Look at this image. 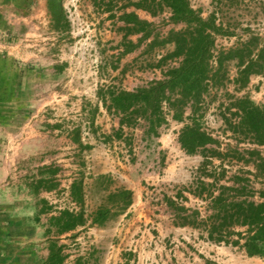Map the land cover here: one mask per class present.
<instances>
[{
	"label": "rangeland",
	"instance_id": "obj_1",
	"mask_svg": "<svg viewBox=\"0 0 264 264\" xmlns=\"http://www.w3.org/2000/svg\"><path fill=\"white\" fill-rule=\"evenodd\" d=\"M186 1L202 19L212 21V27L207 31L213 40L214 57L211 64L215 69L218 66V52L223 48L234 47L245 40L250 31L264 36V0ZM27 2L0 0V59L28 58L27 46L10 47L17 42L26 45L28 41L26 22L22 19L31 10ZM138 2L140 0H51L49 7L54 16V32L45 35L47 41L51 40L54 44L51 47L52 58L67 63L69 82L62 93L63 98L53 99L48 106L45 112L46 118L51 120L47 124V129H50L48 139L37 138L35 161L30 159V166L34 163L36 189L51 191L46 197L52 206L57 207L55 211L69 209L82 213L83 220L84 216L88 220L96 211L102 210L109 214V219L97 224L94 231L86 228L79 230L77 227L73 231L59 233L54 217L42 215L37 210V205L44 199L40 198L36 200L35 208H20L11 219L0 218V264H41L42 252L51 241L61 245L65 264H231L232 261H237L236 264H264V249L261 255L249 256L246 253L243 244L247 235L238 245L227 240L216 243L223 246V252L215 255L203 242L160 238V232L152 223L145 227L146 232L134 233L128 242L118 232L114 235L109 232L113 222L119 221L122 210L109 196L112 192L109 189L113 188L110 176L93 175L91 172L92 154L104 149L120 161L125 158L130 162H140V173L146 168L149 172L156 171V166L161 167L167 156L164 150L157 149L158 140L178 141L180 129L191 123V119H196L200 128L217 141L196 153L203 157V168L193 176L194 184L198 182L202 189L209 184H212L211 187L223 185V189H236L231 200L239 196L254 203L262 201L258 192L264 188V172L255 166L260 158L249 156L246 152V149H255L260 152V157H264V147L253 145L252 140L235 127L239 119L237 109L233 106L226 109L233 99L244 96L252 103L264 106V74L251 75L247 85L238 89L233 83L237 64L235 59L222 61L226 79L223 81L222 78L216 85L213 81L208 82V90L203 93L197 106L192 101L183 105L181 118L174 119L175 108L164 101L163 122L160 125L151 126L147 114H143L139 106L131 114L128 111L115 112L110 104V96L104 98L95 93L80 94L81 85L77 80L106 76L100 43L108 33L115 32L118 35L117 44L123 46L121 51H117L118 58L123 59L124 52L130 53L127 59L115 64L118 71L113 92L133 91L162 80L166 71L179 61L178 57L171 55L174 45L169 41V33L183 29L185 23L174 22L171 9L162 0H147L141 6L137 5ZM130 8L131 12H127ZM107 10H112L109 16L105 14ZM126 15H135L138 23L127 24L124 19ZM106 20L110 21L106 23ZM43 35L39 30L35 38L43 41ZM85 90L88 91V88ZM193 108L195 112L192 113ZM224 117L229 119L228 122ZM16 120H19V116ZM22 120L23 117H20ZM119 121H122V127ZM212 151H216V154ZM25 161L26 158L21 160L20 165ZM160 167H157L158 172H161ZM18 178L13 180L14 185L21 179ZM43 179L44 188L38 184ZM73 182L80 187L81 203L75 199L78 190L74 195L72 193ZM183 187L190 188V184ZM144 188L150 190L155 185L144 181ZM8 194L0 193V205L16 204L23 200L32 202L34 199L18 190L13 196ZM226 194L224 191L223 197H227ZM224 204L228 203L225 201ZM2 206L0 215L5 213ZM236 222L235 218L225 216L223 224ZM119 227L117 225L115 228ZM246 229L241 231L245 233ZM41 239L45 241L41 242ZM135 239L142 241L141 250L134 248ZM43 243H46L45 246ZM210 255H213L212 258ZM228 258L232 259L227 261Z\"/></svg>",
	"mask_w": 264,
	"mask_h": 264
},
{
	"label": "crops",
	"instance_id": "obj_2",
	"mask_svg": "<svg viewBox=\"0 0 264 264\" xmlns=\"http://www.w3.org/2000/svg\"><path fill=\"white\" fill-rule=\"evenodd\" d=\"M50 2L51 0L27 2L31 10L22 19L26 22L28 41L26 45L17 42L10 47L14 49L27 46L28 58L0 59V193L6 192L9 196H13L18 190L34 198L32 202L23 200L16 204L0 205L5 211L0 218L4 219L6 217L11 219L15 211L20 208L24 210L35 208L36 200L40 198L44 199L37 205V210H43L42 215L53 218L62 210L55 211L57 207L52 206V202L46 197L51 193L50 190L36 189L35 170L32 168L34 163L30 166V159L35 161L37 138L48 139L50 133L47 124L51 120L46 118L45 112L53 103V99L63 98L62 93L69 82L67 63L52 58L51 47L54 44L51 40L47 41L45 35L54 32L52 28L54 16L49 7ZM127 12H131V8ZM111 13L112 10H107L105 14L109 16ZM109 21L106 20V23ZM39 30L44 34L43 41L35 38ZM102 41L100 43L103 53L102 67L105 65L106 76H95V78L91 76L85 80H77L81 85L80 94L95 93L100 97L108 98L117 80L118 70L115 64L124 61L130 54L124 52L123 59L117 57V51H121L123 46L117 44L118 35L115 32L106 34ZM101 70L103 72V68ZM85 88H88V91ZM17 116L19 120H16ZM20 117H23L22 121ZM120 126L122 127L123 124ZM158 142L157 149L164 150L167 156L162 162L163 165L156 166V171L151 172L146 168L140 173L141 169L138 165L140 162H130L123 157L124 161H120L104 149L96 150L92 154L90 168L93 175L108 174L113 181V188L109 189L112 192L124 188L132 193L131 204L119 212V221L113 222V227L109 230L110 234L114 235L118 232L128 242L134 233L143 234L146 232L145 227L152 223L160 232V238L171 237L172 240L179 238L186 242H203L215 255L223 252V246L217 244L223 243L224 240L237 241L236 245L240 244L245 236L244 231L241 230L246 226L237 223L224 225L223 204L225 201L229 204L236 199L249 200L239 196L231 200L236 189H223V185L211 187L212 184H209L202 189L198 182L194 184L193 176L201 167L203 168L201 165L203 157L196 153L187 154L181 149L178 141L161 139ZM47 145L50 147L49 140ZM25 158L26 161L20 165L21 160ZM157 167L161 168V172L157 171ZM18 177L21 179L14 185L13 180ZM144 181L154 184L155 188L145 189ZM208 181L211 182V179ZM38 182L44 188L45 179ZM188 184L190 188L184 189L183 185ZM224 191L227 192L225 198ZM36 195L41 196L36 198ZM105 215L108 220L109 214ZM93 216L88 220L84 216L83 224L78 226L79 230L86 228L94 231L97 224L90 225ZM191 216L194 218L191 219ZM117 225H120L118 229L115 228ZM238 232L241 234L239 235ZM40 241L44 242L45 239ZM140 241L137 239L133 241L135 249H142L143 243ZM45 244L43 243V246ZM42 254L40 263L45 264L49 254L47 245ZM213 255H210V258ZM231 259L228 258L227 261ZM236 263L237 261H232L231 264Z\"/></svg>",
	"mask_w": 264,
	"mask_h": 264
},
{
	"label": "trees",
	"instance_id": "obj_3",
	"mask_svg": "<svg viewBox=\"0 0 264 264\" xmlns=\"http://www.w3.org/2000/svg\"><path fill=\"white\" fill-rule=\"evenodd\" d=\"M147 0H140L137 3L141 6ZM172 11L174 22H183L185 27L179 31L169 33V41L173 43L174 49L171 53L173 57H178L177 66L166 71V76L162 80L151 82L146 87L137 88L133 91L118 90L110 93V104L115 112H126L129 114L141 108L143 114H147L151 126L160 125L162 118V103L168 102L175 108L174 119L181 118L183 105L192 101L194 106L200 102L204 92L208 90V82L218 84L222 78L226 79V72L223 63L227 60H236V75L233 83L236 87L243 88L247 85L249 78L254 74H264V36L259 33L248 32L245 40L237 43L234 47L218 52L217 68H213L211 61L214 57L213 40L207 31L212 27L211 20L202 19L188 5L186 0H162ZM130 14V13H129ZM126 23L137 24L135 15L124 16ZM174 96V98L172 97ZM235 107L238 113V121L235 127L243 134L247 135L252 144L264 147V106L252 103L247 97L233 99L229 103L230 107ZM195 112V108L191 111ZM228 122V118L224 117ZM191 123L185 124L179 131L178 142L181 149L187 154H195L203 150L209 144L217 141L211 134L203 131L196 119H191ZM122 124V121H119ZM216 154V151H212ZM249 156H258L260 162L256 169L264 172V157H260V152L255 149H246ZM72 193L78 190V197L75 199L82 202L80 187L76 183L71 184ZM262 201L254 203L251 201H238L223 204V223L225 216L237 220V224L246 226L244 248L246 253L251 255H261L264 249V188L259 192ZM131 191L118 188L110 193L113 203L119 206L120 210H125L131 204ZM40 212H44L40 210ZM106 212L96 211L92 217L93 224H102L107 218ZM54 221L59 233L75 230L82 225L83 214L75 213L69 209H62L59 215L54 217ZM240 235L241 233L238 232ZM232 241L231 244H237ZM48 257L45 264H65V256L62 254L61 245L56 241H51L48 246Z\"/></svg>",
	"mask_w": 264,
	"mask_h": 264
},
{
	"label": "built area",
	"instance_id": "obj_4",
	"mask_svg": "<svg viewBox=\"0 0 264 264\" xmlns=\"http://www.w3.org/2000/svg\"><path fill=\"white\" fill-rule=\"evenodd\" d=\"M178 62H179V61H176V62H175V64H176L175 66H177ZM175 66H174V67H175Z\"/></svg>",
	"mask_w": 264,
	"mask_h": 264
}]
</instances>
